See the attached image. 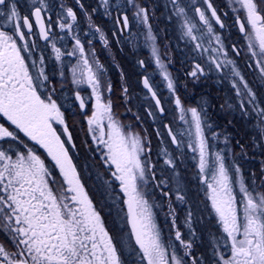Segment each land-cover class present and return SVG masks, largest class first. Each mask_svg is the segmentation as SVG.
<instances>
[{
	"label": "snow or ice",
	"instance_id": "obj_1",
	"mask_svg": "<svg viewBox=\"0 0 264 264\" xmlns=\"http://www.w3.org/2000/svg\"><path fill=\"white\" fill-rule=\"evenodd\" d=\"M161 2L167 21H175L179 38L207 65L206 73L201 63L194 62L187 75L198 81L215 72L227 80L239 114L254 121L253 148H264V99L258 98L236 61L229 58L222 36L214 29V24L220 29L225 24L211 0ZM228 3L245 41L240 48L232 44L231 51L240 56L246 50L250 57L246 66L264 88V0ZM73 4L75 7L67 0H27L26 13H22L20 0H0V234L7 241V246L0 242V264H129V260L132 264H205L203 255L192 254L197 238L192 226L194 213L177 168L178 161L183 163L185 149L196 162L197 180L209 202L208 218H214L220 230L219 236H208L212 264H264V166L259 178L255 172L245 177L229 136L212 129L205 106L186 108L176 94L165 63L171 62L170 57L162 59L150 23L156 19L157 5L147 0H97L89 12L82 0H73ZM77 10L86 21L83 37ZM129 11L137 26L143 27V43L174 99L182 125L176 131L164 125L177 154L161 147L156 163L151 140L134 131L131 123L122 122L114 111L108 70L93 44L97 40L107 50L110 43L92 21L99 13L113 18L117 43L116 33L126 32L129 42L135 44ZM37 40L46 42L45 50ZM46 57L48 62H56L61 90L65 81L73 86L74 99L96 145L93 151L99 153L108 173L104 177L97 172L95 179L102 183L106 200L111 201L110 213L114 208L121 227H128L126 239L114 238L109 232L101 215L103 209L97 210L81 179L75 153L70 151L76 144L65 117L67 109L46 72ZM138 64L145 68L144 60ZM141 84L163 114L165 109L150 76L143 75ZM85 86L90 89L86 97L81 96ZM121 91L127 107L126 83ZM86 100L92 102L91 115L84 111ZM226 105L228 109L237 106L227 101ZM148 115L155 120L150 109ZM135 119L140 120L138 114ZM156 132L160 136L159 129ZM221 136L224 148H216ZM240 147L239 155L247 158L243 145ZM165 170L170 175H165ZM173 198L186 208L183 223L189 230L188 239L177 225ZM165 203V219L171 225L166 237L156 218Z\"/></svg>",
	"mask_w": 264,
	"mask_h": 264
},
{
	"label": "flooded vegetation",
	"instance_id": "obj_2",
	"mask_svg": "<svg viewBox=\"0 0 264 264\" xmlns=\"http://www.w3.org/2000/svg\"><path fill=\"white\" fill-rule=\"evenodd\" d=\"M85 5V8L91 12V7L95 6L97 0H82ZM148 3L157 5L155 10L156 19L151 20L150 23L152 24V30L154 34L157 36V46L160 50V54L162 59L165 57H170L171 62L169 63L168 60H165V63H168V69L171 72V75L175 81L176 89L178 94L184 104L187 107H199L201 104L205 106V108L211 110V107H206L205 100L209 97H215V103H212L213 110L216 109L218 112V116L221 117L222 120H228L225 115L220 111L223 105V96L225 90L228 89L234 93L233 89L231 88L230 83L223 79L222 76L209 73L206 76L200 77L198 81H193L187 73L191 70L192 64L194 62L201 63L202 67H205V72H208L207 65L205 64V60L203 57L196 55L193 50L192 46L188 44L186 41L179 38L180 33L177 30L175 21L169 22L165 18V9L161 0H147ZM213 6L217 9L218 15L221 16V20L225 24L224 29H220L218 25L214 24L215 31L220 34L223 38L225 47L228 49V56L229 58L236 61V65L241 71L244 78L248 81L249 86L252 87L253 91L257 93L258 98L264 99V94H260V86L257 84V80L253 75L252 70L244 73V71L248 70L249 68L246 66L247 62L250 60V57L245 54V51L241 52L240 56H235L231 51V45L236 44L237 48H240L242 45L245 44L243 36L239 33L238 28L234 23V16L229 7L228 0H211ZM20 3L24 5L21 8L22 13H26L27 9V0H20ZM67 3L73 7V0H67ZM200 6L203 8L204 5L201 3ZM78 18L80 22L81 28V35L83 37V33L86 31V21L83 15L77 10ZM224 12H227L228 15L225 17L223 15ZM207 14V12H206ZM191 15V13H190ZM55 19V17H53ZM129 20H130V30L132 34L136 37L135 44L130 43L128 40V34L125 33H116L117 37H119V43H117L116 39L113 38V32H115V26L113 18L111 17H104L102 13L92 16V21L95 25H98L108 36L109 39V48L105 50L100 42L97 40H93L94 47L96 49L97 55L99 56L100 62L105 65L108 70V77L110 78L112 84V94L111 98L113 101V109L115 112L119 114V119L124 123H131L132 125H136L138 129L142 132L141 134H146L148 139L151 140V146L153 148L154 145L158 144L159 142L163 143V147L166 146L168 148L169 145V137L165 131L164 125L159 123L150 116L151 120L147 124L150 129H148L147 125L140 119L137 121L135 116H132L137 122H128L129 115H136L138 114L140 117V113H144L148 115V110L150 109L154 116L160 118L161 115L165 116L168 121H172L169 117V109L177 110L174 105V99L169 94L165 82L159 75V70L156 68L155 64L152 62L150 57V50L144 45L143 43V27L137 26V24L132 20L131 12L129 11ZM55 27V26H54ZM35 28V26H34ZM85 39L91 37H84ZM37 43L40 45L42 50H45V44L43 40H37ZM69 47H71L72 41L69 38L67 40ZM206 43V41H205ZM142 50L146 51L143 57L134 56V65L132 71L130 72L127 68L125 62L123 61L124 53H128L131 48L137 46ZM167 45V47H165ZM59 47L63 46V42L58 44ZM87 47V45H86ZM50 52V49H46ZM139 60H144L145 68H141L138 64ZM73 59V63H74ZM48 67L46 72L49 75L52 84L57 89V95L61 97L64 101V106L67 109L65 111V117L69 125V131L72 132L73 140L76 144V148L74 150H70L75 153L74 161L77 164V167L81 173V179L85 184V188L88 191L89 196L93 199V202L97 206V210L103 209L101 211L102 217L105 219L106 227L108 225V221L112 219L113 212H109V201L106 200L105 196L102 194L103 185L102 183H98L95 179L96 173L100 172L103 173L104 177H108V173L105 168L101 165L99 153L94 152L96 145L91 140L90 134L88 132V127L86 123L85 116L81 113L80 108L78 107V101L74 99V90L73 86L68 83L67 81L64 82V89L63 91L60 88V77L58 73V68L54 59L51 62L47 61ZM115 68V71L114 69ZM123 71L124 80L121 79V71ZM68 69L65 68V77L67 75ZM252 72V74H250ZM55 74V75H54ZM143 75L150 76V82L153 84L154 89L157 92V96L161 100V105L164 107L165 111L163 114H160L157 110V107L154 101L149 97L147 90L143 88L141 84V78ZM218 80V81H217ZM217 81V82H216ZM122 83H126L129 89V102L127 103V107L125 106V102L122 96ZM215 86L221 93L217 92H209L208 87ZM215 89V88H214ZM90 89H87V86L81 90V96H88ZM144 93L147 98L149 99L150 106L146 107L144 110L140 105L132 106V100L140 96V94ZM213 94H217L216 96ZM235 94V93H234ZM58 102H60L58 100ZM169 104V106L167 105ZM91 101L86 100V108L85 112L87 115H91ZM192 105V106H191ZM216 105V106H214ZM127 108H131V112L127 111ZM142 108V109H141ZM235 112H238V105L234 108ZM239 118L243 121H252V118H243L239 114ZM229 121V120H228ZM0 122H3L0 120ZM168 122H166L167 124ZM165 124V125H166ZM174 131H176L175 126L170 125ZM159 129L160 136H157L156 130ZM146 130V132L144 131ZM231 130V129H230ZM224 135L231 136L229 129L221 130ZM223 137V136H222ZM237 139L236 137L232 138V141ZM231 141V138H230ZM175 149V148H174ZM153 155V154H152ZM189 156V155H188ZM153 160V158H152ZM116 190V189H115ZM118 192V190H116ZM99 194V195H98ZM176 210L177 218V208L175 204H173ZM111 214V215H110ZM177 225L179 226L178 219L176 220ZM114 225H111V228L114 230ZM180 227V226H179ZM109 229V228H108ZM167 229H165L166 231ZM181 230V229H180ZM109 232L113 235L114 233L118 232V229L115 231ZM183 238L185 239L184 232ZM119 233V232H118ZM117 233V234H118ZM121 233V232H120ZM116 234V238H117ZM125 235H122L123 237ZM0 238L6 239L3 235ZM1 241V240H0ZM4 243V242H3ZM6 244V243H5ZM198 248L193 247V255H199L197 253ZM205 264H210V260L207 255L203 256Z\"/></svg>",
	"mask_w": 264,
	"mask_h": 264
},
{
	"label": "rangeland",
	"instance_id": "obj_3",
	"mask_svg": "<svg viewBox=\"0 0 264 264\" xmlns=\"http://www.w3.org/2000/svg\"><path fill=\"white\" fill-rule=\"evenodd\" d=\"M248 71H250V69L244 71V73H247ZM213 73L216 74L215 72H213ZM68 74H69V72H67V75ZM250 74H252V72ZM257 84L259 86L258 80H257ZM207 89L209 92H211V94L213 91L217 92V93H221L218 90V88L215 86H213V88L209 86ZM260 94H264V88H260ZM213 95H215V94H213ZM223 100H224L223 101L224 107L220 111L230 121V123L232 124V127H234L233 130L229 129V131L231 133V136L229 138H231L230 146L232 148V151L237 156L236 162L240 165L241 169L243 170L245 177H248L250 172H255L257 175V178H259L260 174H261V168H262V166H264V148H255V149L253 148L252 137L256 135V130L253 128L254 121L253 120L252 121H243L242 119L239 118L238 112L234 111L235 109H228L227 108L226 101L228 103H232L233 105H237V99H236V96L233 92H231L230 90L228 91V89H226L224 96H223ZM128 102H129V100H128ZM205 103H206V107L212 106L211 100H209V102H208V100H206ZM137 105H140L144 110H146V107L150 106L149 99L147 98V96L144 93L140 94L139 97L134 98L132 100V106H137ZM167 105L169 106V104H167ZM214 106H216V105H214ZM169 112H170L169 117L172 120L170 122L172 123L173 126H175V128L177 130L179 127L182 126L181 123L178 121L177 110H175V109L172 110L170 108ZM206 112H207V110H206ZM140 115H145V120H143V119L142 120L145 124L146 123L148 124V121H147L148 116H146V114H144V113L143 114L140 113ZM132 116H135V115H129L128 122H137L134 118H132ZM216 118H214V119H216ZM206 119H207V122L212 125V129L214 131L221 132V129L218 128V127H220V125H218L216 122H214L213 121L214 119L212 120V115L209 112H207ZM147 127H148V129H150V127L148 125H147ZM133 130L136 132H140V133L142 132L140 129L137 128L136 125H133ZM141 135H144V134H141ZM233 137H236L237 139L234 138V140L232 141ZM237 142H239V143H237ZM210 143H211V141H210ZM241 145H243L244 150L247 153V158L239 155L241 152V147H240ZM161 147H163V143L159 142L158 144L154 145L152 148V154H153L152 158H153L154 163H156V161H157V153ZM215 147L216 148H224L222 136L216 142ZM168 149H169V151H171L170 148H168ZM160 163L162 164V160L160 161ZM195 165H196V162L191 158V154L187 151V149H185V153L183 155V163H180L178 161L177 162V168L179 169L181 177L183 178V183L185 184L186 188L188 189V202L190 205H192V208H193L194 219H193L192 226L195 229L196 237H197L196 240L194 241V245L196 248L202 247L201 245H204L208 248V252L206 254H208L207 256L210 260V264H212V261L210 259L211 252L209 249L208 236H209V233H214L217 236H219L220 230L217 226L216 220L214 218L213 219L208 218L209 212L207 211L206 205H208L209 202L206 201L202 187L197 180V169H196ZM165 175H170V173L165 170ZM158 179H159V177H158ZM115 189L118 190V192L120 191V189L118 187H115ZM156 199L158 201L161 200V198L159 196H157ZM173 204H175V206L178 210L177 211V213H178L177 219H178L180 229L184 232L185 239H188L189 238V230L185 227V225L183 223L184 218H185L186 208L184 206L177 204L175 202L174 198H173ZM110 206H111V201H109V209H110ZM111 212H113L114 216L112 217V219L110 221H108L109 226H107V227L111 231H115L116 229H118L119 233L118 232H117L118 234L114 233V238H116V234H117V238H120L122 240L126 239L125 236H123V237H121V236L124 235V233H127V229H126L127 226L121 227L122 221H120L119 217L116 215L114 208H112ZM166 212H167L166 203H165V206L163 209H158L156 212L157 222L161 226V228L164 230L165 237L168 234V230L171 228L170 223L165 219L164 214ZM111 225H114V227H113L114 230L111 228ZM165 229H167V230L165 231ZM1 235H3V234H0V236ZM0 240H1L0 242L6 243V246H7L6 239L3 240V238H0ZM218 242L220 244H223L222 239H220ZM117 246L119 248L120 244L118 243ZM126 255H127V253H125V256ZM129 264H132V260H129Z\"/></svg>",
	"mask_w": 264,
	"mask_h": 264
},
{
	"label": "bare ground",
	"instance_id": "obj_4",
	"mask_svg": "<svg viewBox=\"0 0 264 264\" xmlns=\"http://www.w3.org/2000/svg\"><path fill=\"white\" fill-rule=\"evenodd\" d=\"M145 53H146V51H142L138 47V45L135 46L134 48H131V50H129L128 53H124L123 61L125 62L126 66H127V68L129 69L130 72L132 71L133 65L135 63L134 62V56L143 57V55ZM113 69L115 71V68H113ZM207 100H208V102H209V100H211V103H215L216 99H215V97H213V96L210 97V95H209ZM205 102H206V100H205ZM204 104H206V103H204ZM210 107H211V110H209V109H206V110H207V112H209L212 115V120L217 117L213 121L216 122L218 125H220V127H218V128H220L221 130H227V129L233 130L234 127H232V124L230 123V121L222 120L221 117H218V112L216 111V109L213 110V107L212 106H210ZM146 116H148L147 117V121L149 123L151 118L147 114H146ZM140 119L141 120L142 119L145 120V115H140ZM155 120L158 121L159 123H161L162 125H165L166 122H168L167 125H172V123L170 121H168L167 118L165 119V116H163V115H161L160 118L155 116ZM168 148L171 149V151L173 152L174 155L176 154V150L174 149V146L171 145L170 139H169ZM201 246L202 247L198 248L197 253L199 255H203V256L208 255V254H206L208 252V248L206 246H204V245H201Z\"/></svg>",
	"mask_w": 264,
	"mask_h": 264
}]
</instances>
